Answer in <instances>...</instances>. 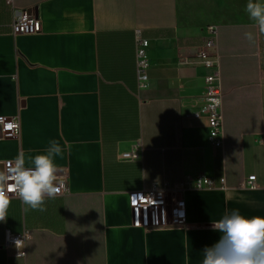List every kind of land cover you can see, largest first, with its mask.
I'll return each mask as SVG.
<instances>
[{
	"label": "crops",
	"instance_id": "obj_1",
	"mask_svg": "<svg viewBox=\"0 0 264 264\" xmlns=\"http://www.w3.org/2000/svg\"><path fill=\"white\" fill-rule=\"evenodd\" d=\"M248 2L0 0V116L21 120L19 136L0 137V170L20 153L33 167L29 158L56 142L62 155L53 163L67 174L66 194L46 198L43 212H25L9 197L0 264H202L203 249L219 238L212 222L232 210L264 217V34ZM16 9L39 18L42 33L13 36ZM211 29L225 92L224 148L211 142L210 71L197 57ZM138 33L149 43L144 89ZM139 139L140 160H120ZM200 175L217 187L181 193L183 227L135 225L130 191ZM252 175L258 187L242 186ZM7 230L31 233L26 256L3 248Z\"/></svg>",
	"mask_w": 264,
	"mask_h": 264
},
{
	"label": "built area",
	"instance_id": "obj_2",
	"mask_svg": "<svg viewBox=\"0 0 264 264\" xmlns=\"http://www.w3.org/2000/svg\"><path fill=\"white\" fill-rule=\"evenodd\" d=\"M7 3L14 7L13 0H7ZM14 19L10 25L13 36L20 35H37L41 34L43 27L39 18L25 10H15ZM3 27L0 26V34ZM211 36L207 38L198 48L197 57L204 68L210 72L206 76V90L204 98L208 103V118L210 126L211 142L219 148L225 146V115H224V97L225 92L221 83L220 56L217 52L216 38L213 37L215 31L211 29ZM136 57H137V77L139 88L147 87L149 81V60L147 49L149 43L143 39L140 33L135 39ZM21 133V120L18 116L7 117L0 116V137L9 138L19 136ZM144 146L141 139L136 140L130 149L121 151L118 154L120 160L135 161L140 160ZM15 160H7L3 162L0 172L7 174L9 163L14 164ZM27 167V166H25ZM62 175L64 177V187L59 195L67 192V174L65 168ZM10 183V182H9ZM222 188H226V178L220 179ZM242 186L248 188H257L256 176H249ZM217 187V183L211 177L200 175L194 178H187L179 184H153L149 188L142 190H133L129 192V203L133 212L135 225L147 228H166V227H183L185 225L186 208L185 202L181 198V193L189 189H205ZM9 197H17L15 193H9ZM31 238L29 231L14 233L7 230L3 248L9 249L15 247L17 256H26V243ZM22 240V244L17 248L15 241Z\"/></svg>",
	"mask_w": 264,
	"mask_h": 264
},
{
	"label": "clouds",
	"instance_id": "obj_3",
	"mask_svg": "<svg viewBox=\"0 0 264 264\" xmlns=\"http://www.w3.org/2000/svg\"><path fill=\"white\" fill-rule=\"evenodd\" d=\"M246 11L257 23L260 33L264 34V5L249 0ZM245 36L253 42L252 33H245ZM54 155H62V149L56 142H53L47 155L29 158L33 167H25V156L20 153L14 164L9 163L7 174L0 172V222H5L7 218L9 193L16 194L25 206V212L29 208L45 211V199H55L61 193L64 187L63 169L53 163ZM212 230L219 234V238L203 249L202 264H264V217H249L239 210H232L212 222ZM22 242L16 240V247Z\"/></svg>",
	"mask_w": 264,
	"mask_h": 264
}]
</instances>
